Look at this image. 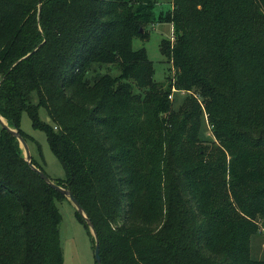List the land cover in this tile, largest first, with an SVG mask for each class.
Masks as SVG:
<instances>
[{
  "label": "trees",
  "instance_id": "trees-1",
  "mask_svg": "<svg viewBox=\"0 0 264 264\" xmlns=\"http://www.w3.org/2000/svg\"><path fill=\"white\" fill-rule=\"evenodd\" d=\"M156 2L0 0V115L44 131L101 264H264V0H171L166 84L132 46ZM64 198L1 127L0 264H62Z\"/></svg>",
  "mask_w": 264,
  "mask_h": 264
},
{
  "label": "rangeland",
  "instance_id": "rangeland-1",
  "mask_svg": "<svg viewBox=\"0 0 264 264\" xmlns=\"http://www.w3.org/2000/svg\"><path fill=\"white\" fill-rule=\"evenodd\" d=\"M170 1L157 0L154 8L155 20L147 25L148 36L146 38L136 37L132 40L133 48L144 47L146 49L154 67L153 79L163 84H166L167 78H171L174 75V69L160 52L159 43L162 38H171L172 27L170 23L158 19L157 16L171 6ZM106 69L112 74L117 73L116 68H113L111 64L105 67L102 66V71ZM134 90L138 91L136 88ZM184 96L185 93L183 91L172 92L171 99L173 98L172 105L174 108L181 104ZM32 101H36L35 92L32 93ZM38 114L41 119L46 118L44 108L39 107ZM20 128L26 134L25 141L31 156L40 162L48 177L52 180L64 178L65 171L50 150L44 131L31 125L26 111L21 114ZM201 128L203 135H210L208 122L203 120ZM57 205L62 216L60 223L62 264H96L89 226L86 227L83 221L77 217L76 208L67 197L57 201ZM258 227V233L253 235L251 239L250 253L252 257L264 258V218L258 220Z\"/></svg>",
  "mask_w": 264,
  "mask_h": 264
},
{
  "label": "water",
  "instance_id": "water-1",
  "mask_svg": "<svg viewBox=\"0 0 264 264\" xmlns=\"http://www.w3.org/2000/svg\"><path fill=\"white\" fill-rule=\"evenodd\" d=\"M140 30H142V29H140ZM0 123H1V127L2 128H4L9 133L14 135L17 138V140L19 141V144L22 147V156H23V159L25 160V162L35 172H37L39 174V176L47 184H49L50 186H52L53 188H55L56 190L61 192L63 195H65L71 201V203L75 206L77 212L84 218V220L86 221L87 225L89 226L90 231H91V233L93 235V238H94V247L93 248H94V257H95L96 264H101V258H100V254H99V238H98V236L96 234V231L94 229L92 221L90 220L88 215L85 213L83 207L80 205V203L77 201V199L72 195V193H71L69 188H66V187L56 183L52 179H50L48 177V175L44 171H42L41 169H39L38 167H36L32 163L31 154H30V152L28 150V146L26 144L25 138L15 128L9 126L1 115H0Z\"/></svg>",
  "mask_w": 264,
  "mask_h": 264
},
{
  "label": "built area",
  "instance_id": "built-area-1",
  "mask_svg": "<svg viewBox=\"0 0 264 264\" xmlns=\"http://www.w3.org/2000/svg\"><path fill=\"white\" fill-rule=\"evenodd\" d=\"M171 38H172V36H171ZM171 96H172V93L171 94H169V97L171 98Z\"/></svg>",
  "mask_w": 264,
  "mask_h": 264
},
{
  "label": "crops",
  "instance_id": "crops-1",
  "mask_svg": "<svg viewBox=\"0 0 264 264\" xmlns=\"http://www.w3.org/2000/svg\"><path fill=\"white\" fill-rule=\"evenodd\" d=\"M172 27V26H171Z\"/></svg>",
  "mask_w": 264,
  "mask_h": 264
}]
</instances>
